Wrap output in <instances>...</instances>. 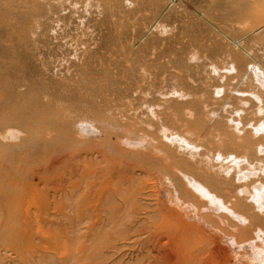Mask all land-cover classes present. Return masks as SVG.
Segmentation results:
<instances>
[{"label": "bare ground", "instance_id": "6f19581e", "mask_svg": "<svg viewBox=\"0 0 264 264\" xmlns=\"http://www.w3.org/2000/svg\"><path fill=\"white\" fill-rule=\"evenodd\" d=\"M182 2L0 0V25H18L24 36L55 32L64 11L80 25L97 12L121 27L139 9L151 12L129 45L137 55L130 89L119 92L115 75L95 78L85 69L57 86L14 91L9 73L0 71V168L16 166L25 176L32 153L43 149L46 167L91 158L103 171L131 172L115 193L126 211L148 203L141 204L157 222L152 253L163 262L264 264V0H223L220 19L199 12L212 28H228L223 49L217 42L183 55L185 75L162 90L140 85L155 66L134 48L166 31L163 22ZM127 183L131 188L123 190ZM65 249L67 256L69 243Z\"/></svg>", "mask_w": 264, "mask_h": 264}, {"label": "rangeland", "instance_id": "374dc122", "mask_svg": "<svg viewBox=\"0 0 264 264\" xmlns=\"http://www.w3.org/2000/svg\"><path fill=\"white\" fill-rule=\"evenodd\" d=\"M182 1L186 5L182 2L176 6L163 22L167 32H154L134 48L136 54L155 66L151 69L152 79H140V85L148 82L156 86L154 89L162 90L185 75L183 55L196 51L198 46L209 50L217 42V48L223 49L226 25H218L219 32L199 15L207 11L220 19L223 0ZM150 15L148 8L139 9L125 17V25L121 27L108 15L97 12L86 15L85 23L80 25L77 16L64 11L56 33L51 28L31 36H24L16 28L18 25L4 22L7 26L0 25V71L9 73L14 91L18 88L16 91L22 92L75 80L85 69L95 78L109 72L118 79L122 92L136 84L137 78L131 75L129 66L137 55H130L129 45L133 35L141 32L145 16ZM43 151L32 153L25 176L16 172V166L0 168L3 262L166 264L156 252L152 253L151 239L157 222L149 217L154 213L142 205L148 203L142 200L126 211L123 198L115 193L119 179L130 181L131 172L103 171L104 165L97 166L91 158H79L67 164L56 160L46 167L50 156ZM129 188L127 183L122 189ZM112 193L116 197L111 199ZM66 243L71 248L67 256Z\"/></svg>", "mask_w": 264, "mask_h": 264}]
</instances>
